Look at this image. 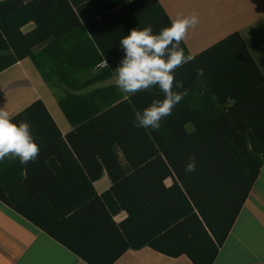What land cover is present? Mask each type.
Returning <instances> with one entry per match:
<instances>
[{
    "label": "trees",
    "instance_id": "trees-1",
    "mask_svg": "<svg viewBox=\"0 0 264 264\" xmlns=\"http://www.w3.org/2000/svg\"><path fill=\"white\" fill-rule=\"evenodd\" d=\"M85 1L0 2V72L30 57L49 86L64 89L59 104L74 129L62 136L42 100L13 122L30 125L39 154L61 148L89 173L87 158H99L105 164L113 182L108 196L117 210L128 213L117 232L128 239L104 264H112L140 237H153L143 245L165 251L159 241L178 235L185 247L180 252H187L195 264H212L218 249L212 242L209 245V233L227 236L264 164L259 157H264V76L241 36L232 34L175 69V81H182L183 87L174 85L173 90H188V95L161 121L159 130L135 127V113L163 99L158 87L126 98L115 84L94 85L113 78L124 56L120 40L132 29L151 25L158 34L171 21L158 0H115L83 25L79 16ZM31 22L35 27L24 33L22 28ZM181 47L188 55L183 42ZM215 50L223 51L221 62H207ZM104 58L107 68L99 66ZM94 69L96 74L87 80L76 75ZM198 69H203L202 77L197 76ZM109 157L119 172H113ZM193 158L195 171L187 172ZM168 177L174 180L170 187L164 183ZM10 191L0 178L1 200L72 247L59 227L76 221L90 209V203L81 209L71 205L62 209L60 193L45 196L35 190L13 203ZM39 206L47 214L45 222L37 220L35 209L27 212L28 207Z\"/></svg>",
    "mask_w": 264,
    "mask_h": 264
},
{
    "label": "crops",
    "instance_id": "crops-1",
    "mask_svg": "<svg viewBox=\"0 0 264 264\" xmlns=\"http://www.w3.org/2000/svg\"><path fill=\"white\" fill-rule=\"evenodd\" d=\"M90 1L86 0L81 4L79 17L83 25L98 16L99 11L110 1L115 0ZM158 2L170 21L180 15L193 12L198 14L200 23L195 29H190L182 41L187 52L194 58L206 53L230 35L238 33L264 76V0ZM34 27L35 24L31 22L22 31L27 33ZM221 53L223 51H213L206 61L216 60L220 63ZM25 60L30 63L35 75H41L37 68L36 71L30 57L0 72V107L5 108L14 118L37 100H42L62 136H66L74 127L59 104L64 89L60 86H49L41 76L47 92L24 90L29 85L34 89L35 85L29 68L23 66ZM16 67L19 69L14 71ZM96 72L94 69L92 72H78L76 75H84L82 80H87L88 75ZM98 86L101 84L94 85ZM52 128L49 130L57 138ZM188 128L193 130V125L190 124ZM46 151L27 164H21L18 158L6 157L0 161V178L11 190L12 202L20 201V196L24 198L23 194L28 196L35 190L45 196L60 193L62 209L70 205L76 207L74 209H81L79 207L90 203V209L82 216L79 215L78 219L75 218L76 221L59 227L61 236L74 249L55 239L39 224L0 199V264H93L85 257L91 258L97 264H104L122 249L128 239L119 237L117 232V228L127 219L128 213L123 209L117 210L114 200L108 196L113 182L105 164L99 158H87V165L91 167L89 173L81 163L77 166L73 157L62 153L61 148L55 151L49 148ZM120 160L126 166L121 156ZM109 163L114 173L119 172L113 166V158L109 157ZM94 175L96 177L92 179ZM173 182L171 177L164 180L168 187ZM31 209H35L39 222H45L47 214L43 206L28 207L27 212ZM209 234V245L212 242L218 249L212 264H264V164L227 236L214 237L212 233ZM152 238L140 237L133 241V246L121 252L112 264H195L187 252H180L185 248L180 235L159 241L161 243L158 245L167 249L165 251L152 245H143ZM203 254L206 255L207 252ZM193 255L196 256L197 253L193 252Z\"/></svg>",
    "mask_w": 264,
    "mask_h": 264
},
{
    "label": "clouds",
    "instance_id": "clouds-1",
    "mask_svg": "<svg viewBox=\"0 0 264 264\" xmlns=\"http://www.w3.org/2000/svg\"><path fill=\"white\" fill-rule=\"evenodd\" d=\"M199 23L198 14L193 12L172 19L170 26L162 28L158 34H154L152 26L148 25L142 30L132 29L120 40L124 56L114 70L115 86L128 95L154 87L163 93V99L153 100L142 112L135 113V127L159 130L161 121L171 116L173 108L188 95V90H173L174 85L175 88L183 87L182 81H175L174 71L194 59L191 54L185 55L181 43L189 30ZM102 67H108L106 58L102 60ZM203 75V69H198L197 76ZM39 151L30 125L24 121L14 123L12 115L0 107V161L12 157L27 164L36 160ZM185 170L195 171L194 158Z\"/></svg>",
    "mask_w": 264,
    "mask_h": 264
},
{
    "label": "rangeland",
    "instance_id": "rangeland-1",
    "mask_svg": "<svg viewBox=\"0 0 264 264\" xmlns=\"http://www.w3.org/2000/svg\"><path fill=\"white\" fill-rule=\"evenodd\" d=\"M97 1H95V3H96ZM32 63H33V61H32ZM16 64V63H15ZM15 64H13L12 66H10L9 68H12ZM34 64V63H33ZM23 66L25 67V68H29V71H30V73L32 74V75H30L31 76V78L33 79V81H34V89L31 87V85H29L28 87H26V88H24V90H26V91H32V92H42L43 93V91H46L45 90V88H44V86H43V84H42V78H41V75H35V71H34V69L31 67V65H30V63L28 62V61H24V63H23ZM34 67H35V69L37 68L36 66H35V64H34ZM8 69V68H7ZM19 69V67H16V68H14V71H17ZM6 70V69H5ZM36 71H37V69H36ZM47 92V91H46Z\"/></svg>",
    "mask_w": 264,
    "mask_h": 264
},
{
    "label": "water",
    "instance_id": "water-1",
    "mask_svg": "<svg viewBox=\"0 0 264 264\" xmlns=\"http://www.w3.org/2000/svg\"><path fill=\"white\" fill-rule=\"evenodd\" d=\"M111 84H114V81H113V78L108 80V81H105L104 83H102L101 85L103 86H107V85H111ZM259 157L263 159L264 161V157L262 155L259 154Z\"/></svg>",
    "mask_w": 264,
    "mask_h": 264
},
{
    "label": "built area",
    "instance_id": "built-area-1",
    "mask_svg": "<svg viewBox=\"0 0 264 264\" xmlns=\"http://www.w3.org/2000/svg\"><path fill=\"white\" fill-rule=\"evenodd\" d=\"M100 67H102V62L99 64ZM103 68V67H102Z\"/></svg>",
    "mask_w": 264,
    "mask_h": 264
}]
</instances>
